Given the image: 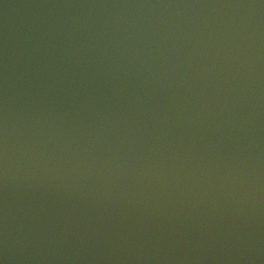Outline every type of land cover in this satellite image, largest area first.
I'll return each mask as SVG.
<instances>
[{"label": "water", "instance_id": "95a60500", "mask_svg": "<svg viewBox=\"0 0 264 264\" xmlns=\"http://www.w3.org/2000/svg\"><path fill=\"white\" fill-rule=\"evenodd\" d=\"M0 264H264V0H0Z\"/></svg>", "mask_w": 264, "mask_h": 264}]
</instances>
